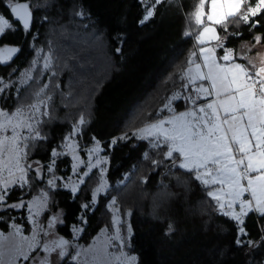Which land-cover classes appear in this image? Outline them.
<instances>
[{"label":"trees","instance_id":"obj_1","mask_svg":"<svg viewBox=\"0 0 264 264\" xmlns=\"http://www.w3.org/2000/svg\"><path fill=\"white\" fill-rule=\"evenodd\" d=\"M14 1L28 4L31 20L25 29L0 0V15L11 24L0 36V48L17 49L9 53L8 63L0 64V108L12 112L47 98L46 115L36 128L41 138L31 139L27 160H36L45 171L53 151L81 117L82 144L100 143L108 158L109 187L95 204L91 194L101 175L97 168L75 194L49 186V210L62 211L57 233L69 240L71 228L82 226L78 242L87 245L109 227L112 201L117 212H129L127 249L136 255L135 264H264V215L249 212L243 225L247 234L239 233L237 222L209 196L210 188L178 166L177 153L168 158L165 146L134 136L136 129L191 104L194 87L183 71L193 65L187 62L203 27L193 16L199 0H163L147 20L141 0ZM206 8L207 3L205 13ZM255 21L259 23L253 27ZM225 24L227 31L217 26L220 50L237 56L260 36L262 57L242 62L264 66V9L247 23L238 14ZM254 50L251 56L257 54ZM32 65L36 69L30 71ZM57 75L60 81L53 85ZM67 88L78 91L76 105L62 104L72 95ZM70 163L67 156L57 159L56 174L70 175ZM30 181L47 188L44 181ZM19 191L13 188L8 202L17 200ZM59 264L76 263L68 254Z\"/></svg>","mask_w":264,"mask_h":264},{"label":"snow or ice","instance_id":"obj_2","mask_svg":"<svg viewBox=\"0 0 264 264\" xmlns=\"http://www.w3.org/2000/svg\"><path fill=\"white\" fill-rule=\"evenodd\" d=\"M162 2L163 0H141L145 7L144 20L151 18L154 15L155 5ZM206 3L209 4L208 13L204 10ZM244 4L245 0H199L197 11L193 13L195 23L203 26L198 30L197 43L204 45L211 39L220 40L216 29L206 24L205 18L214 24L223 25L224 30L227 31L225 24L227 17L241 13ZM262 7L264 0H258L255 7H248L240 14V19L249 22V16H255ZM12 13L23 22L25 29L30 27L31 12L28 4H16L12 8ZM258 23L259 21L253 22L252 26L256 27ZM9 28H11L9 21L0 15V35ZM255 41L259 43L261 37L256 36ZM218 46L223 47V44ZM3 51L14 53L17 49L7 48ZM199 52L202 55L203 67L200 63H195L197 52L194 51L187 62L189 65L195 64L194 69L188 67L186 71L182 70L183 76L190 84H196L197 80L207 81L206 86L200 84L194 89L197 93L196 97H188L193 107L140 131L155 136L157 141L167 144L168 158H171L174 152L178 153V158L182 157L180 167L194 172L195 178L201 180L204 185H221L219 190L210 191L208 194L218 202L221 211L225 207L231 209L224 214L237 222L239 233L246 235L243 225L244 217L248 212L254 211L264 215V66L257 68L251 61H248L247 65L237 63L230 49H225V54L219 58V61L213 48L203 47ZM228 61L232 62L222 63ZM261 62L264 64V58ZM39 95L37 93L38 97ZM197 99H203L206 103L197 105ZM41 103L43 101L38 100L37 103L29 106L32 115L27 116L26 119L24 118L26 113L20 109L17 111L18 119L15 124L12 123V119L0 122V136H3L9 127L12 129L10 137L3 136L0 139V164L8 168L9 163L14 159L15 167L21 173V181L24 180L26 170L20 163L22 146L19 141L22 136L18 129L27 128L30 132L34 130V125L29 121L39 112ZM0 116L6 117L7 113L0 112ZM80 123H84L83 117ZM9 142L11 147H8ZM6 153L9 154L7 157ZM9 175H14L10 169ZM10 182L14 181L4 182L5 189ZM6 194L5 191L4 195H0V201L5 199ZM245 194H248V199H244ZM225 195L228 197L227 200H224ZM237 204L240 207L239 212L234 208ZM115 239L120 237L117 235ZM9 240V236L0 233V264H4L3 250ZM67 243L68 241L61 240L56 247L62 249ZM237 243L240 241L238 240ZM16 247L19 249L22 245L17 243ZM29 247L31 248L32 245L29 244ZM52 250L47 247L44 249L46 252ZM102 252L105 264H112L113 261L121 262L120 256L109 259L106 249ZM24 259H28L26 254ZM99 259V256L93 257L94 261ZM125 259L129 260L130 264L135 258ZM42 264H47V261Z\"/></svg>","mask_w":264,"mask_h":264},{"label":"rangeland","instance_id":"obj_3","mask_svg":"<svg viewBox=\"0 0 264 264\" xmlns=\"http://www.w3.org/2000/svg\"><path fill=\"white\" fill-rule=\"evenodd\" d=\"M2 2L7 7H9V9L13 8L16 4H19L14 0H2ZM57 38L58 37H54V39ZM76 39L80 40L82 39V37H76ZM71 42H73V39ZM58 44L59 43L56 41V45ZM4 49L5 47L0 48V64L8 63L10 60L9 53L3 51ZM255 50H257L256 55L258 60V57H262V49L258 46L255 48ZM46 56V61H50L51 54L47 53ZM233 56L235 58L234 54ZM217 60L219 61V58H217ZM46 64L48 65L49 63ZM34 69H36V67L32 65L30 71ZM57 81H60L58 75L54 80L53 85ZM197 82H199V84H204L205 86L207 85V81L197 80ZM67 90L72 95L68 97L67 100L62 104L72 106L76 105L80 100L78 91L73 88H67ZM57 92L58 91H56V94ZM46 100L47 98L39 100L43 101V103L39 104V112L36 113L34 119L29 121L34 125V130L30 132L27 128L18 129V131L21 132L22 136L19 144L22 146V159L20 163L26 170L24 174V180L21 181L20 179L21 173L16 169L14 159L9 163L8 168H4L3 165L0 164V195H4L5 191L7 192L5 199L3 201H0V233H3L5 236L10 237V240L6 243L3 250L4 264H42V262L44 261H47V264H59L68 254L69 261L76 264H105L102 252V250L104 249H106V252L109 254V259L115 256L121 257V262L113 261L112 264H129V260H126L125 258L133 257L135 259L131 260L130 264H135L137 259L136 255L130 253L127 249L130 237V226L128 222L129 212H117V210H114L112 207V201H110L108 204V208L112 211V218L109 227H103L99 231V233L95 235L89 243H87V245L78 242L82 233V226H73L71 228L72 237L69 240L64 239L57 233V227L62 223V211L61 209L57 208L49 210V186L52 189H67L75 194L79 190L81 185L85 182V180L89 178L90 173H92V171L97 168L100 170L99 173H101V175L96 187H94L91 194V202L92 204H95L97 202L98 196L103 194L109 187L106 178L108 158L103 154L104 148L100 143L94 142L87 147L82 144L80 135V128L82 124L79 120L78 123L72 124L71 129L66 133L62 142L58 145V148L53 151V153H55V155H53L54 160L50 161L47 166H45V171L43 170L42 166L37 163L36 160H27L26 155L28 154L31 139L33 141V139L41 138V136L38 135L36 128L38 126V123H40L42 119L41 117L46 115V110L45 108H43ZM58 100L61 99L57 96V101ZM205 103L206 101L203 102V104ZM196 104L198 105L199 103L197 102ZM30 105L31 104L27 105L25 109L16 108L12 112L2 110L0 108V112L7 113L6 117L0 116V122L12 119V123L15 124L18 119L16 117V114L20 109H23L26 113V116L24 117L26 119L27 116L32 115V110L29 108ZM192 107L193 105L191 103V105H189V109ZM178 114L180 113L172 115L170 114V116H166L164 118L146 124L136 129L134 132V136L138 140H145L150 142V144L156 146H165L168 151L169 146L167 144L157 141L155 136L148 135L146 132H141L140 130L147 128L152 124H157L161 120L171 119L174 115ZM165 127L171 126L165 125ZM11 134L12 129L11 127H9L7 132H5L3 136L10 137ZM3 136H0V139H2ZM25 137L26 139H24ZM61 146L64 147V150L61 148ZM8 147H11L10 142L8 143ZM33 148L34 143L32 144V149ZM8 155L9 154L7 153L5 154L6 157ZM12 155L14 156V154ZM65 156L70 159L71 173L70 175L63 176L62 178L61 175L56 174L54 165L57 159L63 158ZM181 162L182 157H180L179 165L181 164ZM9 169L14 173V175H9ZM29 173L31 174L29 175ZM31 176L32 178H30ZM208 178L210 179V177ZM30 180H34V182L38 180L37 182L39 183L44 181V183L47 184V188H41L39 185H35V183L31 182ZM5 181L14 182L8 183L7 188L5 189ZM49 181H52V183H49ZM207 187L210 188V191H216L219 190L222 186L213 184L208 185ZM13 188L21 189V191H19V198L14 202H8L7 197L10 191L13 190ZM97 189H99V191H97ZM226 192L227 188L225 187V193ZM25 195L29 197L25 198ZM227 199L228 197L227 195H225L224 200ZM214 201L218 207V202L216 200ZM12 205L22 206L13 207ZM234 208L235 211H240L239 204L235 205ZM228 211H231V209H228L227 207H225L223 211L220 210V212H222L223 214L224 212ZM117 235L120 237V239H115ZM33 237H35V240H33ZM24 238L27 239L25 240ZM61 240L68 241L67 245L62 249L56 247V245ZM17 243L21 244L22 247L17 249ZM29 244L32 245L31 248L29 247ZM46 247L53 250L51 252H46L44 251ZM61 252H63V255H61ZM24 254L28 256L27 260L24 259ZM94 256H99V261H94Z\"/></svg>","mask_w":264,"mask_h":264},{"label":"crops","instance_id":"obj_4","mask_svg":"<svg viewBox=\"0 0 264 264\" xmlns=\"http://www.w3.org/2000/svg\"><path fill=\"white\" fill-rule=\"evenodd\" d=\"M256 3H258V0H245V4H244V6L241 8V12L242 11H245L246 10V8H248V7H255V5H256ZM262 9H264V7H262ZM261 9V10H262ZM224 11L226 12L227 11V8H226V6H225V8H224ZM209 12V4H207V8H206V13H208ZM238 14H241V13H238ZM237 14V15H238ZM258 14V13H257ZM256 14V15H257ZM231 17H234V16H229V17H227V19H229V18H231ZM249 17H253V16H249ZM226 19V20H227ZM205 22H206V24H209L211 27H214L215 29H216V33L218 34V31H217V24H214V23H212V22H209V21H207L206 20V18H205ZM209 36H211V34H209ZM206 39H207V37H206ZM195 42H196V45H197V48H196V52H197V61H196V63H200L202 66H203V61H202V55L200 54V52H199V49L200 48H203V47H208V48H213L214 50H215V56H216V58H220L221 56H223L224 54H225V50H220L221 49V47L220 46H218V45H220V41L219 40H216V39H211V40H209V42L208 43H206V44H204V45H199L198 43H197V40L195 39ZM256 47H258V43H247V45L245 46V50L244 51H242V52H237L238 53V55L237 56H235V62H237V63H241V64H244V62H242L243 60H244V58L245 57H248V59H250V58H252V57H255L256 58V60H257V55H254V56H251V53L253 52V50L256 48ZM219 51H221L220 53H219ZM259 58V57H258ZM259 61V60H258ZM232 61H228V62H222V63H225V64H228V63H231ZM194 65L195 64H193L192 66H190V67H194ZM187 80V79H186ZM187 84L188 85H191V86H193L194 87V89L196 88V87H198L200 84H199V82H196V84H190L188 81H187ZM205 84H206V82H205ZM194 93H196L194 90H192V92L190 93V96H192ZM197 94V93H196ZM203 102H205V100H203V99H198V105H201V104H203ZM191 105V104H190ZM187 110H189V106H188V108H186V109H183V110H181V111H179V112H176V113H183V112H185V111H187ZM176 113H173V114H176ZM172 115V114H171ZM170 116V115H169ZM175 153V152H174ZM178 154V153H177ZM178 156H179V154H178ZM179 162H180V158H179V160H178V166L180 167V165H179ZM180 168H182V167H180ZM182 169H184V170H187V169H185V168H182ZM199 182L203 185V186H208V185H204L203 183H202V181L201 180H199ZM209 188V187H208ZM256 213H258V212H256ZM259 214V213H258Z\"/></svg>","mask_w":264,"mask_h":264},{"label":"built area","instance_id":"obj_5","mask_svg":"<svg viewBox=\"0 0 264 264\" xmlns=\"http://www.w3.org/2000/svg\"><path fill=\"white\" fill-rule=\"evenodd\" d=\"M197 96V94L196 93H194L191 97H196ZM198 102V99L196 100V103ZM61 148L64 150V147L63 146H61ZM244 199H247V196H246V198L244 197Z\"/></svg>","mask_w":264,"mask_h":264},{"label":"water","instance_id":"obj_6","mask_svg":"<svg viewBox=\"0 0 264 264\" xmlns=\"http://www.w3.org/2000/svg\"><path fill=\"white\" fill-rule=\"evenodd\" d=\"M16 17V16H15ZM17 19V18H16Z\"/></svg>","mask_w":264,"mask_h":264}]
</instances>
